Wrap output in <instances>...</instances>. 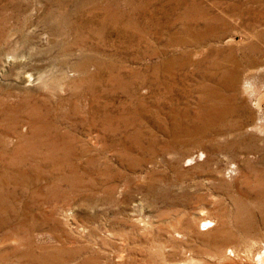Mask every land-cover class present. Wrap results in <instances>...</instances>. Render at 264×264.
Here are the masks:
<instances>
[{
    "label": "rangeland",
    "instance_id": "1",
    "mask_svg": "<svg viewBox=\"0 0 264 264\" xmlns=\"http://www.w3.org/2000/svg\"><path fill=\"white\" fill-rule=\"evenodd\" d=\"M263 236L264 0H0V264H245Z\"/></svg>",
    "mask_w": 264,
    "mask_h": 264
},
{
    "label": "bare ground",
    "instance_id": "2",
    "mask_svg": "<svg viewBox=\"0 0 264 264\" xmlns=\"http://www.w3.org/2000/svg\"><path fill=\"white\" fill-rule=\"evenodd\" d=\"M263 130V129H262ZM263 135V134H262ZM215 216H210V217H199L200 220V224L201 226L206 225L205 229H201V227L199 226V228H195V225H193V223L191 222H187L186 224H184L182 227H180L179 229H173L170 231V233L172 235L178 234L181 235V239H183V241H187V239L191 236V238L195 237V234L198 236L201 235H205V234H209V232L211 231L212 228H214L216 226V219H214ZM198 219V218H197ZM215 223V224H214ZM255 223V222H254ZM211 224V225H210ZM205 227V226H204ZM168 228V227H167ZM171 228V227H170ZM169 228V229H170ZM245 231L247 233V235H252L253 233L257 234V232L254 230L255 227L250 226V224H246L244 226ZM197 229H200L197 231ZM258 230V229H256ZM115 232V231H114ZM262 234V233H261ZM94 235V234H93ZM258 235V234H257ZM259 236V235H258ZM252 237V236H251ZM257 237V236H255ZM262 237V236H261ZM264 237V236H263ZM113 238V237H112ZM259 239V238H258ZM255 240H257V238H255ZM254 240V241H255ZM261 239H259L260 241ZM264 240V239H263ZM220 241V240H219ZM110 242V241H109ZM178 242V241H177ZM216 242V241H215ZM258 241H256L257 243ZM255 243V242H254ZM253 243V245H254ZM214 244V243H213ZM215 243L212 247H214V250L216 251V256L221 255L219 257H217L215 259V262H213V264H233L234 260H233V253H234V248L231 247L228 243V245L226 243H224L223 241H221V243L217 244ZM174 246V245H173ZM184 246V245H183ZM209 246V245H208ZM257 246V244H256ZM166 247V246H165ZM170 247V246H169ZM211 247V245H210ZM119 248V247H118ZM188 248V247H187ZM132 250V249H131ZM166 250V249H165ZM114 252V251H113ZM155 255V254H154ZM236 255V254H235ZM248 255V254H247ZM143 256V255H142ZM237 256V255H236ZM248 259L246 260L245 264H264V243L263 246L260 250L256 251V253L247 256ZM175 258V256H174ZM238 258V256H237ZM116 259V258H115ZM181 259V258H180ZM179 259V260H180ZM201 259V258H200ZM170 260V259H169ZM190 262H177L176 264H201V260L199 261H195V259L193 257H191ZM178 261V258L177 260ZM212 262V261H211ZM207 262H204L203 264H211ZM241 262V261H240ZM238 263V262H237ZM244 263V262H241ZM235 264V263H234ZM240 264V263H239Z\"/></svg>",
    "mask_w": 264,
    "mask_h": 264
}]
</instances>
